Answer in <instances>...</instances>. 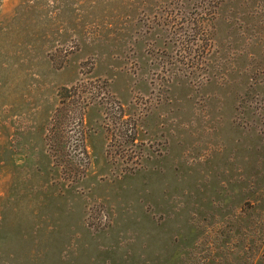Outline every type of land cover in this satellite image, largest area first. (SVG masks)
<instances>
[{
    "label": "rangeland",
    "instance_id": "obj_1",
    "mask_svg": "<svg viewBox=\"0 0 264 264\" xmlns=\"http://www.w3.org/2000/svg\"><path fill=\"white\" fill-rule=\"evenodd\" d=\"M213 1L0 0V264H264V0Z\"/></svg>",
    "mask_w": 264,
    "mask_h": 264
},
{
    "label": "trees",
    "instance_id": "obj_2",
    "mask_svg": "<svg viewBox=\"0 0 264 264\" xmlns=\"http://www.w3.org/2000/svg\"><path fill=\"white\" fill-rule=\"evenodd\" d=\"M220 1H222V0L213 1L214 2L213 3V7L214 8L217 7L218 4L220 3ZM80 93H81V91H79L76 87L64 88L63 93H61V98H62V101H63L62 104L66 103V102L70 103L72 101V99L74 97H76L77 95H80ZM81 99H82V102L84 103L85 106L88 105L90 103V100H91V98L87 99V98H85L83 96L81 97ZM79 120H80L81 123H83V117L82 116L80 117Z\"/></svg>",
    "mask_w": 264,
    "mask_h": 264
}]
</instances>
